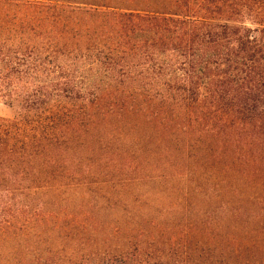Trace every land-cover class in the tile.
Wrapping results in <instances>:
<instances>
[{
    "label": "trees",
    "instance_id": "trees-1",
    "mask_svg": "<svg viewBox=\"0 0 264 264\" xmlns=\"http://www.w3.org/2000/svg\"><path fill=\"white\" fill-rule=\"evenodd\" d=\"M0 100V264H264V0H0Z\"/></svg>",
    "mask_w": 264,
    "mask_h": 264
},
{
    "label": "rangeland",
    "instance_id": "rangeland-1",
    "mask_svg": "<svg viewBox=\"0 0 264 264\" xmlns=\"http://www.w3.org/2000/svg\"><path fill=\"white\" fill-rule=\"evenodd\" d=\"M19 111L17 103L10 107L6 104L5 100H0V118L13 120L17 117ZM0 215L3 216L4 213L0 211Z\"/></svg>",
    "mask_w": 264,
    "mask_h": 264
}]
</instances>
